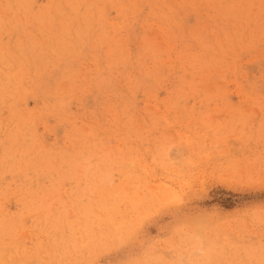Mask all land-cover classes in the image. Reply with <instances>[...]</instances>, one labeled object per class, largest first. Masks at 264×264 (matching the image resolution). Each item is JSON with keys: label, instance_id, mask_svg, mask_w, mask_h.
I'll return each instance as SVG.
<instances>
[{"label": "rangeland", "instance_id": "obj_1", "mask_svg": "<svg viewBox=\"0 0 264 264\" xmlns=\"http://www.w3.org/2000/svg\"><path fill=\"white\" fill-rule=\"evenodd\" d=\"M79 2L0 0V264H264V0Z\"/></svg>", "mask_w": 264, "mask_h": 264}, {"label": "bare ground", "instance_id": "obj_2", "mask_svg": "<svg viewBox=\"0 0 264 264\" xmlns=\"http://www.w3.org/2000/svg\"><path fill=\"white\" fill-rule=\"evenodd\" d=\"M90 1H91V0H90ZM97 1H98V0H97ZM106 1H107V0H106ZM116 1H117V0H116ZM158 1H159V0H158ZM164 1H165V0H164ZM167 1H168V0H167ZM204 1H205V0H204ZM211 1H212V0H211ZM17 2H18V1H17ZM27 2H28V1H27ZM78 2H79V0H78ZM80 2H81V0H80ZM80 2H79V3H80ZM85 2H86V1H85ZM120 2H121V1H120ZM124 2H125V0H124ZM131 2H132V1H131ZM57 3L59 4V1H58ZM112 3H113V2H112ZM118 3H119V2H118ZM138 3H139V2H138ZM152 3H153V2H152ZM159 3H160V2H159ZM167 3H168V2H167ZM169 3H170V2H169ZM169 3H168V4H169ZM210 3H211V2H210ZM21 4H22V3H21ZM23 4H24V3H23ZM27 4H28V3H27ZM65 4H66V3H65ZM67 4H68V3H67ZM71 4H72V3H71ZM83 4H84V3H83ZM83 4H82V5H83ZM87 4H88V2H87ZM132 4H133V3H132ZM134 4H135V3H134ZM172 4H173V3H172ZM29 5H30V4H29ZM29 5H28V6H29ZM78 5H81V4H77V6H78ZM116 5H117V4H116ZM67 6H68V5H67ZM128 6H129V5H128ZM19 7H20V6H19ZM58 7L61 8V6H58ZM68 7H69V6H68ZM68 7H67V8H68ZM118 7H119V6H118ZM125 7H126V6H125ZM60 8H59V10H60ZM65 8H66V7H65ZM67 8H66V9H67ZM71 8H72V7H71ZM95 8H96V7H95ZM119 8H120V7H119ZM170 8H171V7H170ZM90 9H92V8H90ZM121 9H122V8H121ZM68 10H70V9H68ZM74 10H75V9H74ZM95 10H96V9H95ZM60 11H61V10H60ZM63 11H64V10H63ZM63 11H62V12H63ZM74 12H75V11H74ZM59 13H60V12H59ZM95 13H96V11H95ZM1 14H2V13H1ZM36 14H37V13H36ZM71 14H72V13H71ZM71 14H69V15H71ZM98 14H99V13H98ZM33 15H34V14H33ZM74 15H75V14H74ZM74 15H73V16H74ZM89 15H90V14H89ZM92 15H94V14H92ZM95 15H96V14H95ZM0 16H1V15H0ZM36 16H37V15H36ZM45 16H46V15H45ZM45 16H44V17H45ZM48 16H49V15H48ZM56 16H57V15H56ZM64 16H65V15H64ZM84 16H85V15H83V17H84ZM71 17H72V16H71ZM77 17H78V15H77ZM85 17H86V16H85ZM60 18H61V17H60ZM67 20H68V18H67ZM69 20H71V19H69ZM119 25H120V23H119ZM198 34H199V33H198ZM233 34H234V33H233ZM254 34H255V33H254ZM229 35H230V34H229ZM236 35H237V34H236ZM232 36H233V35H232ZM247 36H249V35H247ZM247 36H246V37H247ZM256 36H257V35H256ZM258 36H260V35H258ZM258 36H257V37H258ZM236 37H239V33H238V35H237ZM254 37H255V35H254ZM263 37H264V36H263ZM239 38H240V37H239ZM242 38H243V37H242ZM240 39H241V38H240ZM240 39H239V41H240ZM250 39H251V38L249 37V40H250ZM236 40H237V39H236ZM244 40H245V39H244ZM253 40H254V39H253ZM260 40H261V37H260ZM227 41H228V40H227ZM230 41H231V40H230ZM239 41H237V42H239ZM257 41H258V40H257ZM261 41H263V40H261ZM255 42H256V41H255ZM203 43H204V42H203ZM223 43H224V42H223ZM225 43H226V42H225ZM235 43H236V42H235ZM244 43H245V41H244ZM246 43H247V42H246ZM240 44H241V43H240ZM253 44H254V43H253ZM252 46H253V45H252ZM188 47H189V46H188ZM239 47H240V46H239ZM239 47H238V48H239ZM249 47H250V46H249ZM253 47H255V46H253ZM247 48H248V47H246V49H247ZM250 48H251V47H250ZM227 49H228V48H227ZM248 49H249V48H248ZM184 50H185V49H184ZM122 52H123V51H122ZM126 52H127V51H126ZM180 52H182V51H180ZM187 54H188V53H187ZM192 54H193V53H192ZM195 54H196V53H195ZM180 56L182 57L183 54L181 53ZM180 56H179V57H180ZM195 56H196V55H195ZM211 58H212V57H211ZM179 59H180V58H179ZM181 59H182V58H181ZM187 60H188V59H187ZM198 60H199V59H198ZM200 61H201V60H200ZM207 62H208V61H207ZM207 62H206V63H207ZM217 62H218V61H217ZM187 63H188V62H187ZM196 63H198V62L196 61ZM196 63H193V64H196ZM208 63H209V62H208ZM190 64H191V63H190ZM200 64H201V63H200ZM202 64H204V63H202ZM121 65H123V64H121ZM187 65H188V64H187ZM204 65H205V64H204ZM0 69H1V68H0ZM224 73H225V72H224ZM5 77L7 78L8 76L6 75ZM0 78H1V77H0ZM3 78H4V77H3Z\"/></svg>", "mask_w": 264, "mask_h": 264}]
</instances>
